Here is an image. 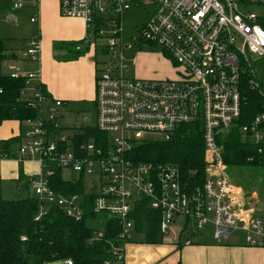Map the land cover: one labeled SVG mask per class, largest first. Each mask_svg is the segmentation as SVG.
Masks as SVG:
<instances>
[{
    "label": "built area",
    "instance_id": "2783aa9c",
    "mask_svg": "<svg viewBox=\"0 0 264 264\" xmlns=\"http://www.w3.org/2000/svg\"><path fill=\"white\" fill-rule=\"evenodd\" d=\"M9 1L17 10L41 0ZM55 1L61 16L80 18L84 23L86 35L75 49H97L104 60L98 62L100 68L95 72L93 120L80 115L67 121L65 127L62 102L50 99L39 83L30 85L38 79V70L10 73L11 77H24L19 100L34 109L36 117L24 121L29 127L15 154L2 156L39 164V172L29 178L30 192L40 203L36 219L51 204L68 216H82L83 195L63 196L50 186L49 177L57 166L61 172L78 174L83 194L93 195L94 212L106 213L120 223L117 242L110 243V258L104 264H125V247L135 235L130 213L140 198L160 212L163 238L176 234V242L189 245L194 234L209 227L217 243L226 242L232 231H241L244 245L264 247V216L251 204L257 197L232 182L218 143L219 134L240 116L241 78L246 75L252 87H262L252 68V57L264 58V29L258 22L263 14L248 5L264 6V0ZM132 7L149 9L138 28V40L158 46L176 67V77L125 76L135 59L128 60L124 54L129 45L121 39V16ZM30 21H37V17ZM26 47L27 56L38 61L37 34ZM196 122L202 127L204 147V180L200 185L191 190L184 187L177 165L133 159L132 151L138 144L168 141L180 125ZM60 129V135L55 133ZM88 129L100 132L104 139L97 141L92 134L76 138ZM240 132L255 143L263 141L264 111L240 127ZM61 264L72 263L66 259Z\"/></svg>",
    "mask_w": 264,
    "mask_h": 264
},
{
    "label": "trees",
    "instance_id": "16d2710c",
    "mask_svg": "<svg viewBox=\"0 0 264 264\" xmlns=\"http://www.w3.org/2000/svg\"><path fill=\"white\" fill-rule=\"evenodd\" d=\"M258 22L264 29V14ZM98 25L97 22L96 27ZM78 44L79 41L71 43L74 57L84 51L75 49ZM5 59L7 56L1 47L0 124L5 120L24 122L34 119L36 111L19 100L25 79L3 74L1 63ZM40 88L45 92L42 86ZM240 93L243 97L240 116L218 137L222 160L228 169L233 167L258 171L264 186V140L255 143L249 136L243 137L240 132V127L264 111V90L263 87H252L244 75L240 81ZM87 134L95 135L97 141L105 137L94 129H88L84 134L76 135V138H83ZM15 138L0 141V152L8 154L7 148ZM132 153L135 162L177 165L181 183L189 190L204 180V147L199 122L180 125L168 141L140 143L133 148ZM29 178L23 175L20 168L16 179L19 186L16 198L3 197L0 189V264H61L66 259H70L72 264H104L110 258V243L117 242L120 231L118 220L106 213L94 212L93 195L83 194L82 179H64L57 166H53L49 184L55 193L63 196L83 195L80 204L82 216L80 219L68 216L62 208L51 204L36 219L40 203L30 192ZM243 185L247 192H252L246 182ZM130 218L134 234L140 237L141 242H163V235L159 231L160 212L150 208L145 198L135 201Z\"/></svg>",
    "mask_w": 264,
    "mask_h": 264
},
{
    "label": "crops",
    "instance_id": "0c3cea01",
    "mask_svg": "<svg viewBox=\"0 0 264 264\" xmlns=\"http://www.w3.org/2000/svg\"><path fill=\"white\" fill-rule=\"evenodd\" d=\"M8 6L6 0H0V31L4 28V22L16 24L19 17L18 14H11ZM26 6L30 10L29 21L31 17H37V21L32 23L36 26L34 32L40 41L39 59L33 69L28 70H38V79L30 82V85L39 83L50 99H59L62 102L61 111L66 116L69 111H80L77 104H90L89 108H92L95 96L94 61L89 54L81 53L74 57L75 52L71 47V43L81 41L86 35L82 19L61 16L55 0H41L36 5L28 2L24 7ZM4 15L8 19L1 20ZM1 47L5 46L0 39ZM12 54L13 58L2 61L1 71L4 64L14 66L12 63L16 61V56ZM166 70L170 71L168 68ZM23 124L25 123L17 120H5L0 124V141L16 137L7 148L9 155L15 154L23 141L24 130L28 128V125L23 128ZM3 154L6 153L0 152L1 192L2 184L11 182L17 193L19 186L16 179L20 168L23 175L29 178L39 172V164L33 160L19 162L12 157L4 158ZM261 195L264 200V193ZM251 204L259 215L264 216V203ZM211 238L192 239V244L189 245L166 238H163L161 244L128 243L125 247V264H264V247L246 246L241 240L217 243Z\"/></svg>",
    "mask_w": 264,
    "mask_h": 264
},
{
    "label": "rangeland",
    "instance_id": "374dc122",
    "mask_svg": "<svg viewBox=\"0 0 264 264\" xmlns=\"http://www.w3.org/2000/svg\"><path fill=\"white\" fill-rule=\"evenodd\" d=\"M8 6V11L13 15H19L16 20V24H7L3 23L0 31V39L5 46L4 54L7 56V59L13 58V54H15L16 61L13 62L14 66L8 67L10 64H4L2 67L3 73H25L29 68L33 69V66L36 61L31 60L26 54V44L35 34L36 26L34 23L29 21L30 10L28 6L14 10L11 4L6 0V5ZM250 10L255 11L258 14H264V6L250 4L248 5ZM149 13V9L147 7H132L128 11L124 12L121 16L123 33L121 35L122 41L129 45V47L125 50L124 54L126 59L130 60L132 58L135 59V63L133 66H129L127 71L125 72V76L127 78H173L177 76L176 67L173 66L170 62H167L168 57L162 52V50L156 45H149L143 41L138 40V28L141 27L142 23L146 20ZM2 20V16H1ZM5 20V19H3ZM92 50L91 48L88 51H83V54H89L94 61V70L97 72L100 68V64L98 63L100 60H104V55L99 52L97 49ZM170 61V60H169ZM168 68L170 71L166 70ZM252 68L255 71L256 77L262 83V87L264 90V58L263 57H252ZM168 74V75H167ZM80 111H69L67 117L64 114L63 125L67 123L69 120L77 119V116L80 115H88L90 119L93 120L94 113L93 109L90 107V104H77ZM87 106V107H86ZM76 107V106H75ZM90 121V120H88ZM26 124H23V128ZM29 127V126H28ZM65 127V125H64ZM63 132L61 129L56 130L55 133L58 135ZM229 176L231 177L232 182L235 185H243L247 184L248 187H251L254 195L259 198L252 199L251 203H264L263 202V194L264 186L262 182L261 174L256 170H248L247 168H230L227 169ZM61 175L64 179H76L78 174L74 171L63 170ZM252 179V180H250ZM244 186V185H243ZM2 194L5 198H16L18 196V192L15 193L13 184L11 182H5L2 184ZM22 195V194H21ZM261 195V196H260ZM260 196V197H259ZM89 224H92L89 221ZM176 233V230H175ZM212 237L210 228L206 227L203 230L198 231L196 234L192 236L193 239H210ZM173 240L176 238V234H169L168 237L165 236L164 239ZM243 238V233L241 231H232L228 238V242H237ZM140 237L134 235L132 240L129 243H143L140 240ZM212 239V238H211ZM182 244V240H181Z\"/></svg>",
    "mask_w": 264,
    "mask_h": 264
},
{
    "label": "water",
    "instance_id": "95a60500",
    "mask_svg": "<svg viewBox=\"0 0 264 264\" xmlns=\"http://www.w3.org/2000/svg\"><path fill=\"white\" fill-rule=\"evenodd\" d=\"M2 18H3V19H8L7 15H4Z\"/></svg>",
    "mask_w": 264,
    "mask_h": 264
}]
</instances>
